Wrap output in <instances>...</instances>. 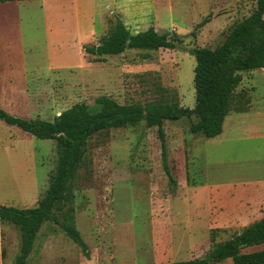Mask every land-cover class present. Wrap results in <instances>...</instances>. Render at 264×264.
<instances>
[{"label": "rangeland", "instance_id": "rangeland-1", "mask_svg": "<svg viewBox=\"0 0 264 264\" xmlns=\"http://www.w3.org/2000/svg\"><path fill=\"white\" fill-rule=\"evenodd\" d=\"M256 0H33L0 4V108L52 121L77 103L107 96L145 105L160 95L195 104V48L214 50ZM208 19V22L201 25ZM120 20L131 33L153 27L182 42L175 50H127L94 57L93 47ZM255 72V73H254ZM241 73L221 135H193L195 117L156 128L144 123L94 134L75 181V227L86 258L54 223L38 233L28 264H173L202 259L259 220L242 222L217 187L243 196L264 182V70ZM160 87L166 93H159ZM248 101V105L245 102ZM56 143L0 121V205L33 208L56 164ZM248 186V187H247ZM244 192V193H243ZM18 231L0 223V264H14ZM264 250V244L242 253ZM216 264H232L230 259Z\"/></svg>", "mask_w": 264, "mask_h": 264}, {"label": "trees", "instance_id": "trees-1", "mask_svg": "<svg viewBox=\"0 0 264 264\" xmlns=\"http://www.w3.org/2000/svg\"><path fill=\"white\" fill-rule=\"evenodd\" d=\"M33 0H0V4ZM208 22L205 19L201 25ZM182 42L174 32L158 33L153 27L132 34L117 20L98 44L84 48L94 57L118 56L127 50L144 52L175 50ZM195 58L193 86L195 104L192 109L182 108L175 97L160 87V99L145 105L119 104L110 97H98L93 106L77 103L63 111L52 121L22 119L11 116L0 108V121L15 127L38 140L56 143V164L44 195L33 208H13L0 205V223L12 225L19 233V252L14 264H28L34 243L46 223L57 225L84 256L87 245L75 227V181L83 165L84 148L88 140L109 129L135 127L144 123L156 128L161 141L164 171L170 177L166 161L163 124L195 117L190 126L193 135L206 140L221 135L225 118L231 112V101L242 81L241 73L264 68V0H256L255 10L234 24L218 48H195L189 51ZM248 105V101L245 102ZM264 244V216L243 228L229 240L216 244L202 259L179 261L173 264H216L230 259L232 264H264V250L242 253L243 250Z\"/></svg>", "mask_w": 264, "mask_h": 264}, {"label": "crops", "instance_id": "crops-1", "mask_svg": "<svg viewBox=\"0 0 264 264\" xmlns=\"http://www.w3.org/2000/svg\"><path fill=\"white\" fill-rule=\"evenodd\" d=\"M261 70H264V68L255 71H261ZM253 72L254 71H252L251 73ZM228 117L229 116H227L225 119H227ZM250 186L252 187V192L248 194H244L243 196L241 195L239 196L237 195V193H233L232 186L230 185L217 187V189L220 188L222 191H224L226 197L228 198L229 201H231L232 205H236L237 207H239L238 215L241 218L242 222H246L248 218L258 215L261 213L262 210H264V182H256L251 184ZM263 216H261L259 220Z\"/></svg>", "mask_w": 264, "mask_h": 264}]
</instances>
